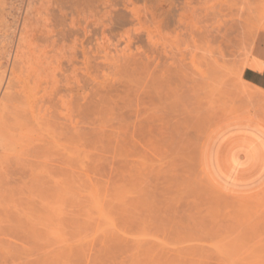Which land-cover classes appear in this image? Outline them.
Segmentation results:
<instances>
[{
    "label": "rangeland",
    "instance_id": "374dc122",
    "mask_svg": "<svg viewBox=\"0 0 264 264\" xmlns=\"http://www.w3.org/2000/svg\"><path fill=\"white\" fill-rule=\"evenodd\" d=\"M230 1L0 0L4 86H25L73 151L40 247L20 238L22 186L0 162V264H264V190L228 195L203 167L217 125L264 121L239 92L264 0Z\"/></svg>",
    "mask_w": 264,
    "mask_h": 264
},
{
    "label": "bare ground",
    "instance_id": "6f19581e",
    "mask_svg": "<svg viewBox=\"0 0 264 264\" xmlns=\"http://www.w3.org/2000/svg\"><path fill=\"white\" fill-rule=\"evenodd\" d=\"M228 1H230V0H228ZM182 14L183 13H181V17H179L180 19H183ZM183 16H184V14H183ZM179 20H177V21H179ZM183 21L185 22L184 19H183ZM261 28H264V25H262ZM3 36H6V35H3ZM30 49H31V47H30ZM34 49L37 50L38 48H34ZM34 49H31V50H34ZM218 51H219V49H218ZM29 52H30V50H29ZM31 52H33V51H31ZM27 53L28 52H26L25 54H27ZM33 53H35V52H33ZM45 53L46 52H44V54ZM38 54H39L38 56H40V53H38ZM220 54L222 56V59H220V60H223V55L221 52H220ZM17 55H19V54H16L15 56H17ZM20 55H22V54H20ZM33 55L29 56L27 54L26 56H29V58L30 57L33 58ZM218 56H220V55H218ZM41 57H42V55H41ZM46 57H50V56H45V58ZM18 58H21V57H18ZM34 58H35V56H34ZM22 59L23 58H21V60ZM24 60H25V58H24ZM24 60H22V61H24ZM36 61H38V60H36ZM24 63L22 64L23 66H24ZM27 63H29V62H27ZM38 63H40V62H38ZM38 63H36V64H38ZM41 63H42V61H41ZM44 63H45V61H44ZM50 63H51V60H50ZM26 64H25V66H26ZM29 64H27V65L29 66ZM34 64H35V62H34ZM34 64H31V65L35 66ZM46 64L48 65V62ZM217 64H218V61H217ZM31 65H30V69L28 70L30 72L33 71V69H31V68H33V66H31ZM49 66H51V65H49ZM218 67H219V65H218ZM243 69H244V67H243ZM243 69H241V71L239 73L240 82L242 83V84H240L239 92L242 94V96L247 98L250 102L256 103V104L260 103L264 107V95H263L264 93L261 94L262 91L260 93L258 90L248 86L247 84H245L243 82V79L241 78ZM22 71H24V70H22ZM25 71H26V69H25ZM4 72H6V71H4ZM40 74H41V72H40ZM4 77L6 78V76L0 74V94L3 92L2 97H0V157L2 158V161H0L1 167L3 169V172L6 173V174L5 173L4 174L9 175V178H8L9 180L12 179V182H14L15 184L17 183V184L22 186L21 191H19L20 196H21V209H20L21 214H20V217L18 219V225L20 228V238L23 237L24 239L23 238L22 239L24 241L26 240L25 244L30 242V240H28V239H34V237H35V239H37V238L39 239V237H40V239L44 238L43 240L46 241V240H48L47 238L52 239V236L51 237H49V236H50V229L53 233V227H51V226H53L55 224L52 221L53 220L55 221V219H56V218L53 219V216L56 214L54 212V207H53L54 201L56 199H61L62 194L64 192H66L68 189L67 184H65L64 182H60V180L59 181L56 180L55 174H53V170L55 171V169H60L62 171H65V170L67 171L73 165L72 164L73 161L71 159H69V157H68V154H70L72 150H69V148H67L65 145H63V144H65L63 140L64 139L66 140V134H67V133L65 134L64 129L67 131V128L65 126H63L61 128L59 126L60 125L59 123H58L59 124L58 127H60V128L55 127L54 125L56 123H54L52 120L50 123V119L47 118L48 114L50 112L43 109V107L35 109L34 101L31 99L32 96L29 97V95L25 92V90H26L25 86H24V90L20 91V92H23L24 94L23 93L21 94L19 92L20 95H17L18 94L17 91L15 92L16 94H14L15 90L11 92L10 89L12 87L11 86L12 83L10 84L8 82V80H9V78H8L7 84H10V87H9V85L4 86L5 85L4 83H6L4 81L5 80ZM9 81H12L11 77H10ZM33 97H34V95H33ZM30 101H33V105H31V103H29ZM93 102H95V101H93ZM99 102H100V100H99ZM50 114H49V118H50ZM81 115H83V114H81ZM76 123L78 124V121H76ZM76 123H74L75 126L77 125ZM66 124L67 123H65V125ZM71 124L72 123L70 122L69 126H72ZM85 124L87 126V123H85ZM90 125H93V123ZM56 126H57V124H56ZM77 126L79 127L80 125H77ZM53 127L57 128V129H54ZM78 127H77V129H75L73 127H71V128H73L75 130V134L76 133L78 135L80 134V137L83 140L84 137L82 138L83 134L80 131L83 128H82V126L79 128ZM96 127H98V126L96 125ZM71 128H69V130ZM94 129H96V128H94ZM76 130H77V132H76ZM79 132H81V133H79ZM73 134H74V132H73ZM78 135L76 136L77 139L79 138ZM78 145L76 148L79 147ZM53 147H54V149L55 148L56 149L55 150L53 149V151H52L51 149ZM83 150H82L83 153L82 152L78 153L79 157L81 156V153H82V155L85 153V151H83ZM77 151H80V149L78 148ZM11 161L13 162V166L15 165L14 169H15V171L18 172V174H17V172L15 173L12 169L10 171ZM11 172H14V175H11L12 174ZM17 175H19V176H17ZM5 179H7V178L5 177ZM8 179L6 182L7 184H8V182L11 181V180L8 181ZM210 185L212 187H214L212 184H210ZM59 214L57 217L61 218V216ZM62 214L65 215V213H62ZM60 218H59V220H60ZM64 219H65V217L63 218V220ZM60 223H61V220L58 221L57 224H60ZM41 235L44 237L42 238ZM40 239H39V241H40ZM34 240H31V241H34ZM24 241H22V243ZM27 241H29V242H27ZM30 243H33V242H30ZM48 243H47V245H48ZM33 244H30V245H33ZM38 244L39 243H37L36 245H38ZM44 244L45 243H42V245H44ZM49 244H51V242ZM30 245H27V246L30 248L31 247L35 248L34 247L35 244L33 246H30ZM39 245H38V247H40ZM43 247H46V246H43ZM41 249L44 250L45 248H42V246H41Z\"/></svg>",
    "mask_w": 264,
    "mask_h": 264
},
{
    "label": "crops",
    "instance_id": "0c3cea01",
    "mask_svg": "<svg viewBox=\"0 0 264 264\" xmlns=\"http://www.w3.org/2000/svg\"><path fill=\"white\" fill-rule=\"evenodd\" d=\"M241 78L264 93V30L253 41ZM202 158L208 179L220 191L246 198L264 190V121L233 117L221 122L208 135Z\"/></svg>",
    "mask_w": 264,
    "mask_h": 264
}]
</instances>
